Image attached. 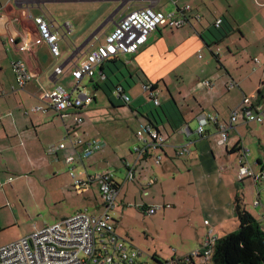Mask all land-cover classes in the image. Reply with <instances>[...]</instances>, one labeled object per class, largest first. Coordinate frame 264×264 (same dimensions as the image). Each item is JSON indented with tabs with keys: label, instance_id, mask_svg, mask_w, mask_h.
Wrapping results in <instances>:
<instances>
[{
	"label": "crops",
	"instance_id": "obj_1",
	"mask_svg": "<svg viewBox=\"0 0 264 264\" xmlns=\"http://www.w3.org/2000/svg\"><path fill=\"white\" fill-rule=\"evenodd\" d=\"M186 5L190 8L186 11L185 24L158 26L135 53L109 58L98 66L99 73L93 78L82 77L77 88L92 100L81 112L83 121L80 125L69 127L72 122L69 110L61 113L52 108L44 113L30 110L33 106H46L45 95L55 85L71 91L75 82L71 69L84 61L87 50L102 42L128 12L144 6L171 11ZM41 14L55 24L60 23L57 24L62 35L58 42L63 55L61 59H58L60 51L53 57L38 35L33 17ZM217 18L221 19L218 28L214 25ZM66 21L69 29V26H63ZM250 21L259 27L264 25V0H0V190L11 179L5 174L23 173L26 177L27 173L41 176L43 170L55 173L62 167L61 161L65 164L69 156L78 157L77 153H82L87 141L97 140L102 146L100 150L65 165L72 186L71 172L81 181L88 182L81 189L73 186L74 189L97 191L102 210L103 199L98 184L89 181L87 176L110 170L119 184L118 195L126 182L137 181V187L142 190L144 184L148 187L157 184L162 193L171 186L175 188L173 196L177 201L197 205V209L200 206L205 215L204 229L198 234L196 248L202 244L208 229L213 236L219 237L216 228L232 220L236 222L233 199L240 194L241 187L245 209L247 190H251L252 207L260 210L259 218L249 212L264 230L263 180L252 177L239 180L236 165L239 146L243 145L253 172L256 175L264 173V121H237L228 130L225 143L219 140L217 123L209 122L201 135L196 133L197 115L215 114L218 123L228 122L231 110L239 105L243 96L253 99L254 105L264 110V70L255 66L259 60L253 59L250 75L234 77L226 67L227 75L212 68L213 61L207 57L200 63L192 59L195 51L208 48L219 62L221 50L217 47L214 52L213 45L228 38L233 31L249 41L243 28ZM229 43H235V40L231 38ZM227 51L230 52L228 48ZM17 59L23 60L31 73V79L22 89L15 88L11 68L12 61ZM58 66L62 67V73L54 75L53 68ZM254 72L255 77L252 76ZM168 78H175L185 85L174 93L168 90L169 95L161 104L163 92L159 82H166ZM137 81L140 88L136 87ZM146 83L155 84L158 106L164 115L159 114L158 106L153 105L148 91L142 88ZM116 85L123 87L128 102L113 93ZM86 88L89 89L87 92ZM259 89L263 90V98L257 100ZM123 120L126 125L122 124ZM128 123L137 128L126 141L127 149L120 152L121 137ZM145 125L155 127L166 138L163 147L152 152L161 155L159 163L148 154L136 160L134 147L141 144L139 136L149 140ZM185 127L187 132L182 130ZM76 136L82 143L73 146L69 138ZM52 143H64V147L49 152L47 148ZM183 144H187V150L178 153L177 149ZM149 160L158 166H153ZM113 163L118 166L113 167ZM126 163L132 166L129 177ZM77 165L80 166L78 171ZM176 190L180 192L177 197ZM153 204L143 202L140 208L154 207ZM171 204L175 205L174 202ZM84 209H76L73 213Z\"/></svg>",
	"mask_w": 264,
	"mask_h": 264
},
{
	"label": "built area",
	"instance_id": "obj_2",
	"mask_svg": "<svg viewBox=\"0 0 264 264\" xmlns=\"http://www.w3.org/2000/svg\"><path fill=\"white\" fill-rule=\"evenodd\" d=\"M186 5L177 10L160 11L150 6L140 7L128 12L118 20L114 29L106 34L104 40L99 42L95 47L86 52V58L80 64L75 65L70 73L74 78V88L71 91L65 90L60 85H55L45 95L46 106H33L31 111L44 113L48 108L61 113L65 110L73 109V124L69 127L75 128L82 123L81 112L86 105L92 100L91 96L78 90L77 86L82 77L93 78L97 75L98 66L105 60L119 55L135 53L146 42L149 35L158 26L178 27L187 22L186 11L189 9ZM38 35L44 41L50 54L53 57L59 55L58 41L62 35L59 27L53 20H49L44 14L33 17ZM221 19L217 18L214 25L218 27ZM63 26H69V22L63 23ZM68 29L70 28L67 27ZM258 61V59L254 58ZM12 70L16 80V87L23 88L28 80L31 79V73L23 60L17 59L12 61ZM62 73V67L54 69V75ZM207 83V82H206ZM142 88L149 93V97L154 106L160 104L158 99L157 88H152L151 83L142 84ZM76 90V91H75ZM113 93L125 102L129 97L125 94L121 85H116ZM196 133L201 135L205 125L209 122L217 123L219 129V140L222 143L227 141L228 130L237 121L242 122H263L264 110L254 105L253 99L243 96L238 106L231 110L228 122H217L215 114H199L196 117ZM148 132L149 140L141 135V144L134 147L137 153L136 160L148 154L153 157L155 163L161 161V155L152 154L165 144L163 136L155 127L145 125ZM69 129V128H68ZM187 132L188 128H182ZM70 144L73 146L81 144L82 139L79 137H70ZM64 143L50 145L49 152H54L58 148H63ZM101 143L97 140H89L82 153H77L78 157L69 156L66 162L71 164L74 159L87 157L101 149ZM239 155L236 159L237 178L241 180L244 177L260 178L264 183V173L255 174L247 161V149L243 145L239 146ZM187 150V144L181 145L177 151L182 153ZM127 177L132 174V166L128 165ZM73 186L81 189L83 184L88 182L81 181L71 172ZM89 181H96L99 192L103 199V210L98 215L89 213L86 209L76 211L75 213L63 217L60 220L44 225L30 233L14 239L6 244L0 245V264H141L135 263L140 252L132 249L128 252L125 244L115 233L113 216L110 213L114 206L116 195L118 193L117 185L113 179V172L110 170L99 171L94 175H88ZM257 203V201H256ZM157 206L150 207L148 212L154 213ZM264 218V212L262 214ZM204 223H208L204 220ZM216 236L211 234L208 229L207 236L200 247L186 254H172L167 259L152 260L144 264H214L212 260L213 245Z\"/></svg>",
	"mask_w": 264,
	"mask_h": 264
},
{
	"label": "rangeland",
	"instance_id": "obj_3",
	"mask_svg": "<svg viewBox=\"0 0 264 264\" xmlns=\"http://www.w3.org/2000/svg\"><path fill=\"white\" fill-rule=\"evenodd\" d=\"M57 23L60 24L58 21ZM243 29L248 35L249 41L248 38H242L239 32L233 31L228 38L226 37L222 42L213 45L212 50L214 52L217 47L221 50L219 51V62L211 55L212 53L208 48L195 51L192 59L200 63L203 58L207 57L213 61L212 68L219 69L222 74L227 75L226 67L234 77H239L240 75L251 74L254 66L252 62L256 57L259 63L255 66H260V69L264 70V25L259 27L254 21H250L248 26ZM231 38L235 40V43H229ZM58 45L60 51L58 59H61L63 56L61 45L59 43ZM227 48L230 52L227 51ZM70 53L71 51L68 52V55ZM252 76L255 77L257 74L254 72ZM171 78H168L166 82H159L163 92L160 96L161 104L166 101V96L169 95L168 90L174 93L185 85L177 82L178 80L175 78L174 80ZM123 83L126 85L124 81ZM139 84L137 81L136 87H139ZM88 90L86 88V92ZM157 109L159 114L164 115L159 106ZM69 111L74 112L73 109H69ZM122 124L126 125L127 122L123 120ZM128 127L124 129L125 134L123 132L121 137L120 145L122 148L120 147V149L122 150L120 152L127 149L126 141L137 128V126H132L129 123ZM107 149L110 150L111 147L108 146ZM87 161L86 159V166ZM149 161L153 166L155 165L152 160ZM61 162L62 167L55 173L43 170L41 176L27 173L26 177L23 173L5 174L11 179L0 190V245L26 235L32 229L52 224L62 216L69 215L79 208H86L93 214L101 213L102 209L97 191L80 192L75 190L71 185V178L69 179L67 162L66 165L63 161ZM116 166L118 165L113 163V167ZM78 170H80L79 165L76 167V171ZM124 172L123 169L122 173ZM19 175L20 177L17 179ZM117 176L119 177L120 174ZM241 185L242 183L239 184V186ZM143 188L142 190V187H137V181L126 182L116 199L115 208L110 211L112 216L114 215L115 232L125 240L124 243L128 252L133 248L142 251L141 255L137 256L135 263L144 264L147 261H152V254L167 259L172 253L182 254L196 248L198 246V234L204 229L203 218L205 215L200 206L197 209V205L193 206L177 201L173 196L175 188H171V186L165 188L163 193L157 184L152 187L144 184ZM145 190H147V194L144 193ZM243 190L242 187L239 190L242 201H244ZM176 192L177 197L180 192L177 190ZM84 196H89L91 203H88L89 200ZM252 199L251 190H247L246 209L252 211L254 216L259 218L260 210L252 207ZM143 202L146 205L154 203L153 206H159L160 209L154 214H147L140 208ZM172 202L175 205L171 204ZM167 204L170 207H166ZM237 227L238 221L232 220V222H227L216 228L215 232L220 237L224 233L237 229Z\"/></svg>",
	"mask_w": 264,
	"mask_h": 264
},
{
	"label": "trees",
	"instance_id": "obj_4",
	"mask_svg": "<svg viewBox=\"0 0 264 264\" xmlns=\"http://www.w3.org/2000/svg\"><path fill=\"white\" fill-rule=\"evenodd\" d=\"M15 88L22 89L16 87V80ZM152 88L156 89L155 84H152ZM262 92V89L257 91V100L263 98ZM115 184L118 188L119 184L117 181H115ZM116 199L113 208L116 206ZM233 206L238 221V227L237 229L224 233V235L216 238L213 245L212 255L214 264H264V230L253 215L245 209L243 201L239 195L234 196ZM141 209L147 214H153L148 212L149 208L141 207ZM139 252L141 255L142 251L139 250ZM151 258L153 260L164 259L156 254H152Z\"/></svg>",
	"mask_w": 264,
	"mask_h": 264
}]
</instances>
